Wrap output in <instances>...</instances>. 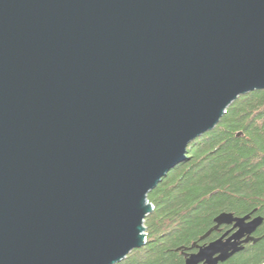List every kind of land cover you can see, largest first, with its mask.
<instances>
[{"label": "water", "instance_id": "water-1", "mask_svg": "<svg viewBox=\"0 0 264 264\" xmlns=\"http://www.w3.org/2000/svg\"><path fill=\"white\" fill-rule=\"evenodd\" d=\"M256 91L264 0H0V264H121L148 195ZM249 219L185 264L257 242Z\"/></svg>", "mask_w": 264, "mask_h": 264}, {"label": "trees", "instance_id": "trees-1", "mask_svg": "<svg viewBox=\"0 0 264 264\" xmlns=\"http://www.w3.org/2000/svg\"><path fill=\"white\" fill-rule=\"evenodd\" d=\"M188 157L148 195L147 244L121 264H185L183 249L201 243L222 213L256 211L264 233V91L234 102ZM223 264H264V237Z\"/></svg>", "mask_w": 264, "mask_h": 264}, {"label": "flooded vegetation", "instance_id": "flooded-vegetation-1", "mask_svg": "<svg viewBox=\"0 0 264 264\" xmlns=\"http://www.w3.org/2000/svg\"><path fill=\"white\" fill-rule=\"evenodd\" d=\"M227 213L233 215L234 218H245V217H247V216L250 215V219L248 220V222H250L251 220H253L255 217L260 216V215L256 214V211L255 212H252L250 214H245V215H236V214H234L232 212H227ZM235 224H236V222H233L230 225L223 224V225L219 226V228L217 230L213 231L211 233V235L208 236L206 239H203V240L200 239V242L201 243H196L197 247L195 249H192V247H191V249H187L186 248V249H183V252L182 253H187L189 255L190 254L198 253L201 248H204L205 246H208L211 243L216 242V241H219V240H222L223 243H226L227 240L230 239V238H232L234 236V234H236L237 231H238V228H235ZM259 228L254 233H252L251 235L246 234V235H244V237L241 240H239L240 242H243L248 237H253V238L257 239L258 241L257 242L250 241L249 243H242L240 246L241 247L243 246L244 249L241 250V251H239L235 255H233V257H235L238 254L244 252L249 247L257 244L262 239V237H264V233H259ZM219 255L220 254H217L215 257H218ZM233 257H231L230 259H232ZM230 259H228L227 261H229ZM227 261L221 262L219 264L226 263ZM201 264H204V263H201Z\"/></svg>", "mask_w": 264, "mask_h": 264}, {"label": "rangeland", "instance_id": "rangeland-1", "mask_svg": "<svg viewBox=\"0 0 264 264\" xmlns=\"http://www.w3.org/2000/svg\"><path fill=\"white\" fill-rule=\"evenodd\" d=\"M152 213H153V212H152ZM145 246H146V245H145ZM145 246H144V247H145ZM142 248H143V247H142Z\"/></svg>", "mask_w": 264, "mask_h": 264}]
</instances>
